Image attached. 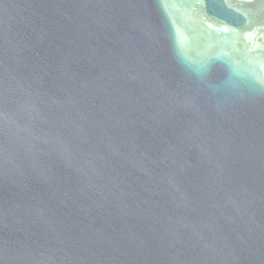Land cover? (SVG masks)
<instances>
[{"label": "water", "instance_id": "obj_1", "mask_svg": "<svg viewBox=\"0 0 264 264\" xmlns=\"http://www.w3.org/2000/svg\"><path fill=\"white\" fill-rule=\"evenodd\" d=\"M0 264H264V0H0Z\"/></svg>", "mask_w": 264, "mask_h": 264}]
</instances>
